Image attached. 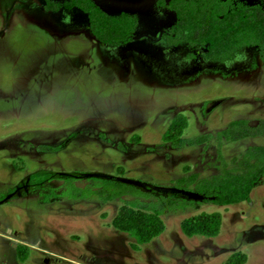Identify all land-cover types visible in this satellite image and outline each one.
Returning a JSON list of instances; mask_svg holds the SVG:
<instances>
[{
  "label": "rangeland",
  "instance_id": "obj_1",
  "mask_svg": "<svg viewBox=\"0 0 264 264\" xmlns=\"http://www.w3.org/2000/svg\"><path fill=\"white\" fill-rule=\"evenodd\" d=\"M54 1L59 9L46 12L53 27L38 20L47 0H0V264H229L241 255L244 264H264V177L249 201L167 209L164 233L138 250L112 225L125 202L153 211L163 196L191 197L178 178L211 177L264 145V137H216L235 119L264 120L259 48L217 62L198 46L196 63L185 44L160 36L171 20L157 0H99L109 15L139 17L140 39L105 44L88 12ZM183 110V137L211 135L204 144L177 149L162 140ZM113 180L136 190L108 201L92 192L106 195L104 181ZM76 186L83 197L75 198ZM203 212L222 214L220 234L186 236L181 221ZM25 242L32 247L20 261Z\"/></svg>",
  "mask_w": 264,
  "mask_h": 264
},
{
  "label": "trees",
  "instance_id": "obj_2",
  "mask_svg": "<svg viewBox=\"0 0 264 264\" xmlns=\"http://www.w3.org/2000/svg\"><path fill=\"white\" fill-rule=\"evenodd\" d=\"M78 5L89 14L90 29L94 36L103 43L119 45L128 42L138 24L137 16L123 12L118 16L106 14L91 0H71L67 7ZM170 8L174 11L177 22L172 27L174 40L185 34L191 46L201 45L207 48V57L211 59H231L245 46H257L264 57V7L258 4L235 3L234 0H170ZM188 126V118L177 114L162 140L174 148L204 144L211 135H199L194 138L183 137ZM219 144L222 140L240 141L247 138L264 137V120L251 124L247 119H235L217 134ZM233 167L224 163L220 173L211 177L200 178L197 173L180 177L177 185H183L186 193H195L202 199L186 196H163L161 203L152 211L148 203L125 202L112 220V225L128 233L136 240L131 244L139 249L160 236L166 230L162 213L167 209H185L196 207L201 202H213L228 206L250 200L253 188L264 177V145H251L238 157L231 160ZM107 182V183H106ZM107 194L92 190L104 200H112L131 194L136 187L125 183L104 181ZM195 186L191 190L190 186ZM130 187V189H127ZM83 188L74 187L75 198H81ZM83 199V198H82ZM155 207V206H153ZM223 217L220 212H203L181 221V230L188 237H215L220 234ZM27 247L18 246L17 254L20 261L27 258ZM237 256V255H233ZM233 258V257H232ZM246 256L231 259L229 264H243Z\"/></svg>",
  "mask_w": 264,
  "mask_h": 264
},
{
  "label": "flooded vegetation",
  "instance_id": "obj_3",
  "mask_svg": "<svg viewBox=\"0 0 264 264\" xmlns=\"http://www.w3.org/2000/svg\"><path fill=\"white\" fill-rule=\"evenodd\" d=\"M51 1V0H50ZM50 1H48L47 0V4H46V7L44 6V11L45 12H48V11H57L58 9H59V7H60V5H59V3H55V1H54V3H52V5H50L49 3H50ZM91 1H93L94 2V4L95 5H97L99 8H101L100 6H99V4H98V2H99V0H91ZM169 1L170 0H157V6L160 8V9H163L164 11H166L167 12V14H169L170 15V20H171V26H170V29H169V31H168V33H166V32H163V33H161L160 34V36L161 37H164V36H168L169 37V42H170V44H178V43H182V44H185L187 47H188V58L190 59V60H194L195 62L197 61L198 63H200V62H203V60L202 61H200V59H201V55H199L195 50H197L196 48L198 47V46H200V47H203V46H201V45H195V46H191L189 43H188V41L186 40V38H185V34H183V35H181V36H179V37H177V40L176 41H172V40H174L175 38H174V33H173V31H172V27L176 24V22H177V18H176V15H175V13H174V11L170 8V6H169ZM69 2H71V0H69V1H65V2H63L62 3V5L63 6H66V4L67 3H69ZM234 2L235 3H237V2H240V3H243V4H249V3H245V2H243V1H240V0H234ZM264 3V1H262L260 4H258V5H261L262 6V4ZM249 5H253V4H249ZM75 6V5H74ZM67 7V6H66ZM264 7V6H263ZM101 10L102 11H104L102 8H101ZM105 12V11H104ZM106 13V12H105ZM106 14H108V13H106ZM130 14H134V15H136L137 16V19H138V24H139V17H138V15L137 14H135V13H130ZM89 15V14H88ZM109 15V14H108ZM120 15V14H119ZM113 16V15H112ZM118 16V15H117ZM173 16H174V18H173ZM138 24H137V27H138ZM137 27H136V29H135V32L133 33V36H132V38H134L135 37V34H136V31H137ZM89 29H90V25H89ZM90 31H91V29H90ZM93 34V33H92ZM94 35V34H93ZM95 37V36H94ZM96 38V37H95ZM131 38V39H132ZM97 39V38H96ZM130 39V40H131ZM98 40V39H97ZM129 40V41H130ZM99 41V40H98ZM128 41V42H129ZM99 42H101V41H99ZM103 43V42H102ZM127 43V42H126ZM105 44H110V43H105ZM123 44V43H122ZM247 47H252V46H245V47H243L242 49H240L236 54H234L233 55V57L231 58V59H226V60H222V59H220V60H218V59H211V58H209V57H207V55H206V53H207V48L206 47H203L205 50H206V52L204 53V58L206 59V60H213V61H227V62H229V61H232L234 58H236L238 55H239V52L240 51H242V50H244L245 48H247ZM257 47V46H256ZM204 59V60H205ZM189 63H191V62H189ZM17 246H25L24 244H20V245H17ZM16 246V247H17Z\"/></svg>",
  "mask_w": 264,
  "mask_h": 264
},
{
  "label": "crops",
  "instance_id": "obj_4",
  "mask_svg": "<svg viewBox=\"0 0 264 264\" xmlns=\"http://www.w3.org/2000/svg\"><path fill=\"white\" fill-rule=\"evenodd\" d=\"M39 11V14H40V19H38L39 20V22H41V23H48V24H50L51 26H53V23H52V21H51V19H50V17L48 16V14L44 11V9L42 8V9H39L38 10ZM35 18H36V16H35ZM54 27V26H53ZM141 37L139 36V35H137V33L135 34V37H134V39H140ZM196 63H198L197 61H196ZM216 107V105L214 104V105H211V107L209 108V111H210V109H214ZM185 111H187V110H183V111H180V112H182V113H177V114H183L184 115V113L183 112H185ZM176 114V115H177ZM175 115V116H176ZM174 116V117H175ZM186 116V115H185ZM174 117H172L171 118V121H170V123H169V126H170V124L172 123V120H173V118ZM187 117V116H186ZM188 118V117H187ZM188 124H189V120H188ZM169 126L167 127V129L169 128ZM188 127V126H187ZM167 129L165 130V132L167 131ZM185 131V130H184ZM164 132V133H165ZM199 136V135H198ZM256 138V137H255ZM259 138V137H258ZM168 143V142H167ZM178 149V148H177ZM175 189V188H174ZM234 205V204H233ZM22 244H24L25 245V247H27V246H29V248H31L32 247V245L31 244H29V243H22ZM27 250H28V247H27ZM31 250V249H30ZM244 264V263H243ZM247 264V263H246Z\"/></svg>",
  "mask_w": 264,
  "mask_h": 264
},
{
  "label": "water",
  "instance_id": "obj_5",
  "mask_svg": "<svg viewBox=\"0 0 264 264\" xmlns=\"http://www.w3.org/2000/svg\"><path fill=\"white\" fill-rule=\"evenodd\" d=\"M191 197L195 198V199H202V196L195 194V193H189Z\"/></svg>",
  "mask_w": 264,
  "mask_h": 264
}]
</instances>
